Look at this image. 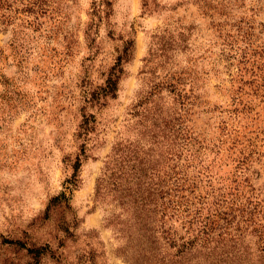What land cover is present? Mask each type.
I'll list each match as a JSON object with an SVG mask.
<instances>
[{
    "label": "rangeland",
    "instance_id": "374dc122",
    "mask_svg": "<svg viewBox=\"0 0 264 264\" xmlns=\"http://www.w3.org/2000/svg\"><path fill=\"white\" fill-rule=\"evenodd\" d=\"M0 264H264V0H0Z\"/></svg>",
    "mask_w": 264,
    "mask_h": 264
},
{
    "label": "trees",
    "instance_id": "16d2710c",
    "mask_svg": "<svg viewBox=\"0 0 264 264\" xmlns=\"http://www.w3.org/2000/svg\"><path fill=\"white\" fill-rule=\"evenodd\" d=\"M116 81L109 79L107 81V92L109 94H113L115 92L116 87ZM137 152L132 150L128 146H124L121 143H117L113 146L112 152L110 156L108 157V160L105 164V170L103 172V176L101 179H99L97 183V192L100 191V188L104 187L103 190H105L108 186H113L114 188H119L124 185L128 186H135V189L133 187H130L129 190H132L139 195H141V189L144 187V191L146 190V195L143 197H139V200L142 204L141 207H144L146 205H149L151 202V198L155 196L157 193V190H159L156 186V184L153 181L152 176H147L145 173V169L143 168L144 162L137 157ZM80 167V160L77 159L75 164L73 165V169L75 172ZM141 174H143L141 176ZM107 180V181H105ZM194 179L190 178L189 175H185L183 178V182L180 185H176V187L180 188L181 192L184 193V212H188L189 206L188 205V194H191L194 192L195 189V183L193 181ZM106 182V183H105ZM151 182L150 184H148ZM76 183V175L73 174V177L70 181L67 182L69 186H74ZM152 189L153 191H151ZM187 193V194H186ZM64 197V196H63ZM255 208H250V210H247L245 213L241 215V221L242 223L250 222L252 221V218L255 213ZM196 215L193 216L192 220L199 221L201 223L209 224L214 221L216 217V212L208 213V215L205 217L202 215L201 210L198 209L195 213ZM244 215V216H243ZM187 216H190V214ZM210 227V225L208 226ZM206 228V226H205Z\"/></svg>",
    "mask_w": 264,
    "mask_h": 264
}]
</instances>
